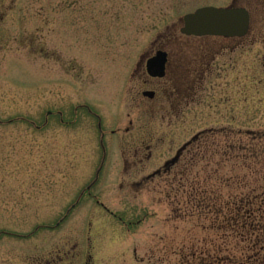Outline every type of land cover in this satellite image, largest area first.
<instances>
[{
    "label": "rangeland",
    "instance_id": "obj_1",
    "mask_svg": "<svg viewBox=\"0 0 264 264\" xmlns=\"http://www.w3.org/2000/svg\"><path fill=\"white\" fill-rule=\"evenodd\" d=\"M204 6L247 9L249 33L181 35ZM158 48L168 77L146 83ZM221 127L264 133V0H0V264H186L175 249L217 245L173 216L163 176L142 182ZM212 143L209 185L253 188L232 141Z\"/></svg>",
    "mask_w": 264,
    "mask_h": 264
},
{
    "label": "trees",
    "instance_id": "obj_2",
    "mask_svg": "<svg viewBox=\"0 0 264 264\" xmlns=\"http://www.w3.org/2000/svg\"><path fill=\"white\" fill-rule=\"evenodd\" d=\"M232 131L231 128L224 127L202 131L173 167L177 170L176 175L171 176L170 172L168 175V171L164 175L162 173L158 175L163 176L165 181L164 195L171 200L169 202L173 206V216L180 221L187 218L192 227L198 229L201 234L208 230L217 234V237H214L217 245L211 240L205 241L209 246L192 243L187 254L184 247L183 250L175 249L180 253L181 262L182 259H187L186 264H253L254 261L257 264H264V172L262 175L252 172L253 170L257 174L260 172L255 169L259 165L255 162L258 155L264 156V134L245 135L239 131ZM232 134L236 135V139ZM220 135L232 141L226 153L237 152L239 164L250 167L255 179L253 188L228 197L222 193L221 178L216 180L215 184L209 185L204 173L207 169L205 170L200 155L205 147L209 143L213 144L212 142ZM245 136L248 137L247 141L242 139ZM234 148L237 150L234 151ZM232 156L224 160L229 163ZM250 158H253V161ZM198 163H201L203 168L195 172ZM212 175L216 174L212 172ZM245 175L248 176L246 173ZM151 180L153 181V178L145 179L142 183L150 185ZM231 242V245L227 244Z\"/></svg>",
    "mask_w": 264,
    "mask_h": 264
},
{
    "label": "water",
    "instance_id": "obj_3",
    "mask_svg": "<svg viewBox=\"0 0 264 264\" xmlns=\"http://www.w3.org/2000/svg\"><path fill=\"white\" fill-rule=\"evenodd\" d=\"M180 33L185 36H217L225 38L244 37L249 32L250 15L242 7H203L193 13L186 14L182 19ZM166 54L157 52L146 62L147 72L153 77L163 78L165 75ZM145 96L152 97L153 92H144ZM195 138H193L194 140ZM190 144V141L178 150L175 157L164 164L168 169L179 159L180 154ZM160 173L156 171L151 176Z\"/></svg>",
    "mask_w": 264,
    "mask_h": 264
},
{
    "label": "flooded vegetation",
    "instance_id": "obj_4",
    "mask_svg": "<svg viewBox=\"0 0 264 264\" xmlns=\"http://www.w3.org/2000/svg\"><path fill=\"white\" fill-rule=\"evenodd\" d=\"M179 30H180V28H179ZM186 37H194V36H186ZM204 37H211V36H204ZM219 38H222V37H219ZM223 39H241V38H223ZM159 51L164 52L166 54L165 75H164L163 78L153 77V76L149 75L148 72H147V67H146V62L150 58H153L156 55V53L159 52ZM143 65H144V69H143ZM169 68H170V65H169V53L167 51H165L163 48H158L154 52V54L148 55L146 58H143L142 61H141V64L138 65L139 71H141L142 75H145V77L147 78V80H144L146 83L153 82L152 80H159V79H164V78L168 77ZM144 92H153V96L152 97L145 96ZM142 96L145 97V98H148V99H154L156 97V93H155V91H152V90H145V91L142 92Z\"/></svg>",
    "mask_w": 264,
    "mask_h": 264
}]
</instances>
